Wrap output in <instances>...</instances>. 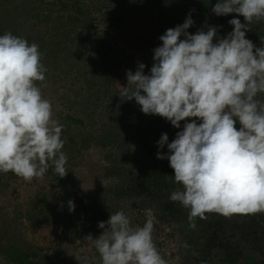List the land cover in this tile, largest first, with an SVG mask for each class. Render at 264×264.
I'll return each instance as SVG.
<instances>
[{
    "label": "clouds",
    "instance_id": "1",
    "mask_svg": "<svg viewBox=\"0 0 264 264\" xmlns=\"http://www.w3.org/2000/svg\"><path fill=\"white\" fill-rule=\"evenodd\" d=\"M211 11L242 16L245 23L229 20L232 31L224 37L207 25L190 34V12L183 24L159 37L149 74L139 63L134 73L126 72L120 93L145 115L160 116L174 128L190 121L171 143L161 135L156 158L167 159L174 170L182 188L169 199L189 209L192 228L206 213H264V102L256 99L264 93V40L256 48L246 39L249 25L264 20V0H217ZM40 61L36 43L10 32L0 35V172L25 181L43 179L50 164L60 177L68 173L63 125L53 119L52 104L35 83L45 80ZM165 146L168 152L161 154ZM74 207L69 201V211ZM154 222L149 215L142 227H133L117 211L98 223L101 235L85 240L101 264H167L152 239Z\"/></svg>",
    "mask_w": 264,
    "mask_h": 264
},
{
    "label": "trees",
    "instance_id": "2",
    "mask_svg": "<svg viewBox=\"0 0 264 264\" xmlns=\"http://www.w3.org/2000/svg\"><path fill=\"white\" fill-rule=\"evenodd\" d=\"M52 2L46 0H0L1 10L11 13L13 16L11 19H9L10 16L6 18V21L0 17V35L10 32L26 39L29 44L36 43L39 46L40 62L47 71L45 80L35 82L36 85L41 89L48 76L54 77L55 74H58L56 73L57 69L48 67L49 64H61L63 67L61 72L65 77L58 78L55 84L61 82L63 88L61 98L64 101L62 106L66 112L62 118L57 120L63 125L61 138L64 140V147L62 151L68 158L65 165L68 173L64 177H60L50 164L49 170L44 176L48 186L42 188L43 191L53 190V196L56 201L61 203V206L52 205L51 208L49 205H45L41 209L39 203L35 202L32 205L36 210L27 217L35 224L48 225L55 230L54 239L56 241L52 244L45 248L29 244L18 230L13 228L12 223L3 219L5 210L0 207V256L3 258L4 264H46L53 260L62 264H75L76 261H69L65 253L67 256L72 253L76 246H80V244L76 245L77 239L82 238L81 241L84 242L88 233L93 238L98 237V231L94 226L98 222L107 221L112 214L105 205L107 203L105 195L96 197L89 194L82 197L74 212L69 211L68 202H73L74 189L78 187L74 171L76 167L80 166L78 156L93 141L98 143V146L111 148L115 143L114 133H109L112 132V129L105 130V126L108 125L104 121H111L114 115L112 109L117 100H121L120 103L124 107L130 106L127 101L120 98L121 87L124 85L118 82L120 81L119 71L126 62L130 63L129 68L132 72L137 70L134 66L135 63H143L146 75L149 74L152 67L153 55H140L143 41L136 35L134 28L137 26L132 27V24L135 23L134 19L148 22L151 28L146 25V29L157 30L159 28L160 31H164L183 24L191 12L194 24L188 29L190 34H195L201 28L206 30L205 25H207L216 26L218 35L221 37L232 31V26L228 23L229 20L237 18L241 23H245L244 18L236 16V14L214 15L211 9L217 0H52ZM95 14L98 16V24L101 23L107 26V29L117 33L118 39H123V43L129 47L128 49L140 55L136 61L127 54V48L124 45L114 43L101 35L95 25ZM40 17L53 19L55 23L48 28L43 26ZM30 23L31 25H29ZM77 25H80L78 31ZM56 26H58L57 29L65 42L63 48L44 40L43 28L52 29ZM249 27L251 29L246 33V39L252 41L255 47L259 48L262 46L261 39L264 40V20H254ZM154 41L157 43L159 38ZM147 118L151 120L149 128H158L153 131L154 140L150 139L147 145L152 165L147 173L144 168H148V165L142 164L140 172L143 178L135 188L141 193L139 195H145L151 201L156 200L160 211L180 214L189 221V211L182 207L186 211L183 212L177 202L169 199L173 191L182 188L174 180V170L170 166H163L160 167L161 171H158L159 159L156 158L157 142L161 135L167 134L168 128L177 132L182 131L186 121H181V128L177 129L171 123L161 125L162 122L165 123V119L160 116L147 115L142 117V120L146 122ZM18 179L19 177L12 172H0V197H5L11 183ZM40 195L41 193L37 192V197ZM213 214L211 213V215ZM243 217L240 223H231L234 225L230 226L229 231L221 215L216 219L211 218L205 224L200 235L203 242L202 252L208 255L211 253V248L215 246L223 251L222 264H237V258H242L246 264H255L254 258L242 256L239 251H236L237 244L230 241L228 234L236 231L243 239H248L257 251H264V234L259 237V234L256 233L257 230L254 229L259 225L264 226V213L243 215ZM82 219L84 222L88 220L92 222L89 231L82 230L78 225L83 221ZM195 225H200L198 218L195 219ZM92 250L94 263L101 264V257L93 244ZM63 254L65 257L62 256Z\"/></svg>",
    "mask_w": 264,
    "mask_h": 264
},
{
    "label": "rangeland",
    "instance_id": "3",
    "mask_svg": "<svg viewBox=\"0 0 264 264\" xmlns=\"http://www.w3.org/2000/svg\"><path fill=\"white\" fill-rule=\"evenodd\" d=\"M46 1L53 3L52 0ZM1 7L2 6H0L1 19L6 21V18L9 16V19H11L13 17L11 16L12 14L5 10L2 11ZM94 17L96 18L95 25L97 29H99L101 35L106 39L112 40L114 43L117 42L120 45H124L127 48V54L134 61H136L137 57L141 54L152 56L153 49L161 46L160 40L158 41L159 43H156L154 40L166 32V30L160 31L159 28L157 30L146 29L147 27L151 28L148 22L134 19L135 23L132 24V27L137 26L134 30L136 31V35L142 38L143 41L142 52L138 55V53L128 49L129 47L123 43V39H118L117 33L107 29V26L101 23L98 24V16H96V14ZM40 20L43 26L48 28L55 23L53 19L40 17ZM29 25H31V23ZM57 27L58 26L52 29L43 28L44 40L45 42H52L56 44L57 47L63 48L65 42ZM76 27L78 31L80 25ZM137 64L138 63H135V68H137ZM129 65L130 63L126 62L119 71V76L117 75L120 79L118 82L122 83L124 86L127 85L126 72L131 71ZM48 67L57 69L56 73L58 74H55L54 77H47L43 88H41V92L43 98L48 99L52 104L53 119L59 120L66 112V109L62 106L64 101H62L63 99L61 98L63 89L61 82L57 84H55V82L58 78H63L65 76L63 72H61L63 69L61 64H49ZM120 98L127 101L130 106L124 107L123 104L120 103L121 100H117L112 109L115 117L113 118V115L111 121H104V123L108 125L105 126V130L108 129L109 131L112 129V132L110 131L109 133H114L115 143L109 148L98 146V143L93 141L92 144L78 156L80 166L74 169L78 184V187L74 189L73 193L74 211L75 208L78 207L82 197L89 194L90 196L94 195L96 197H103L105 195L104 198L107 200L105 205L111 210L112 214H115L117 211H123L129 217L133 227H142L149 215L155 218L152 239L162 258L167 261V264H222L221 256L223 255V251L214 246L211 248V253L206 255L201 250L203 242L200 236L205 224L211 218L216 219L220 216L219 214L214 213L211 215V213H206L207 219L205 220H200L197 217L200 220V225H195V228H192L190 227V222L184 219L180 214L160 211L159 207H157L156 200L151 201L149 197L139 195L141 193H139L135 187L139 185L143 178L140 172L142 164L148 165V168H144V171L147 173H149V169L151 168V155L149 154L147 145L150 139L154 140L155 136L153 135V131L158 130V128L148 127L151 123V120H148L149 118H147L148 122L142 120V117L147 115L142 113L140 106L135 100H126L127 98L121 94ZM256 99L264 102V93L258 94ZM168 123L170 122L165 120V123L162 122L161 125H168ZM197 123H199V121H197ZM235 127L239 130L240 125L238 122ZM176 132V130L168 128L167 136L169 143L175 139ZM159 151L161 154L168 152L166 146ZM158 162V171H161L163 166H169V161L167 159H159ZM45 186H48L45 177L43 179L34 178L31 181H25L23 178L19 177L18 180L11 183L7 195L5 197H0V207L5 210L3 219H5L6 222L12 223V225H14L13 228H16L29 244L32 246L39 245L42 248L56 241V239H54L55 230L48 225L35 224L27 218L30 213L36 210L32 204L35 202L39 203L41 209L45 205H49L51 208L52 205L61 206V203L55 200L53 190H42ZM37 192L41 193L39 197H37ZM177 203L180 209L186 212L182 208L183 206L179 202ZM187 210L189 211V209ZM222 218L225 220L227 230L229 231L230 226L240 223L244 217L243 214H234L230 217L222 216ZM82 220L83 221L79 222L78 225H80L82 230L89 231L92 222L89 220V222H84V219ZM94 227L98 231V236L101 235L103 230L98 228V224ZM254 229L257 230L256 233L259 234V237H261V234H264L263 225L256 226ZM233 231H235V229H233ZM88 235L90 234L88 233ZM239 235L240 234L236 231L228 234L230 241L236 242L237 244L236 251H239L242 256H251L254 258L255 264H264V251H257L248 239H243ZM81 240L82 238L77 239L76 245L80 244V246H76V249L73 252L71 251L72 253L68 254V256L65 253L66 258H68L69 261H76L75 264H80V262L84 260L90 261L91 264H95L92 256V242L85 240V238L84 242ZM62 256L65 257L64 254ZM237 259V264H246L242 258ZM0 264H4L1 256ZM46 264L62 263L53 260Z\"/></svg>",
    "mask_w": 264,
    "mask_h": 264
}]
</instances>
